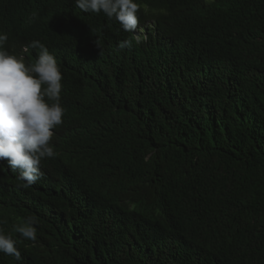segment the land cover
Wrapping results in <instances>:
<instances>
[{"label":"trees","instance_id":"1","mask_svg":"<svg viewBox=\"0 0 264 264\" xmlns=\"http://www.w3.org/2000/svg\"><path fill=\"white\" fill-rule=\"evenodd\" d=\"M133 2L145 43L75 0H0L55 57L64 110L34 185L0 161L21 254L0 264H264V0ZM28 217L35 242L14 231Z\"/></svg>","mask_w":264,"mask_h":264},{"label":"clouds","instance_id":"2","mask_svg":"<svg viewBox=\"0 0 264 264\" xmlns=\"http://www.w3.org/2000/svg\"><path fill=\"white\" fill-rule=\"evenodd\" d=\"M75 2L84 13H102L109 20L115 19L138 43L147 42L150 35L157 33L154 19L140 20L142 15L154 14L133 0ZM95 44L98 47V42ZM132 46L131 40L121 42L119 50H131ZM29 47L38 49V56ZM62 79L55 57L42 43L33 41L29 46L22 36L0 23V161H6L12 171L19 173L17 179L24 182V188L41 179V161L55 155L50 145L55 147L54 130L63 123ZM35 223L34 217H28L14 231L35 242ZM15 244L11 235L0 231V252L20 260Z\"/></svg>","mask_w":264,"mask_h":264}]
</instances>
